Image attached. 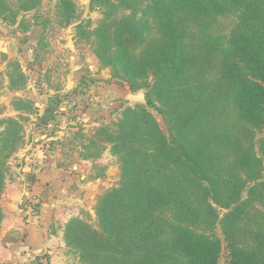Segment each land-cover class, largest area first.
I'll return each mask as SVG.
<instances>
[{
  "label": "rangeland",
  "instance_id": "obj_1",
  "mask_svg": "<svg viewBox=\"0 0 264 264\" xmlns=\"http://www.w3.org/2000/svg\"><path fill=\"white\" fill-rule=\"evenodd\" d=\"M129 1L0 0V245L24 239L26 225L37 218L48 248L31 264H104L115 255L121 207L145 193L147 183L160 186V172L153 171L162 163L174 169L169 164L174 156L164 154V144L171 145L170 132L176 140L172 127L180 125V117L189 121L197 114L198 119L194 128L189 124L182 131L173 154L181 148L198 154L209 179L229 160L222 149L227 139L235 130L243 133L231 85L221 76L220 50L209 56L197 42H187L183 50L184 38H172L157 22L166 20L170 5L180 12L176 2ZM234 17L215 24L218 16H211L207 26L227 34ZM141 32L147 40L135 46L132 39ZM149 40L158 48L151 55ZM166 45L170 49L161 54ZM183 81L199 87L189 96L165 92ZM139 91L146 103L125 99ZM182 103L178 116L168 119L166 112ZM154 123L167 139L141 135L155 131ZM252 132L262 171L251 175L263 180L264 121ZM56 154L51 164L40 163ZM187 173L185 181L199 180L197 173ZM246 180L241 200L253 185ZM194 193L201 195L203 188ZM200 206L224 241L231 208L214 202L212 209L206 202ZM42 213L45 218L38 221ZM132 220L129 210L122 223ZM228 259L224 241L220 264H229Z\"/></svg>",
  "mask_w": 264,
  "mask_h": 264
},
{
  "label": "trees",
  "instance_id": "obj_2",
  "mask_svg": "<svg viewBox=\"0 0 264 264\" xmlns=\"http://www.w3.org/2000/svg\"><path fill=\"white\" fill-rule=\"evenodd\" d=\"M127 2L130 5L131 1ZM171 2L178 4L180 12L174 13L169 9L173 6L170 5L166 11V20L159 19L157 22L164 24L163 27L171 31L172 38L176 36L179 42L184 38L183 50L187 42L200 43L205 50L204 54L209 56L220 50V56L217 58L221 76L231 85L234 106L238 122L243 126V133L235 130L227 139L222 149L226 151L229 160L225 167L215 168L214 177L209 179L199 163L201 158H198V154H187L182 148L179 155L173 154L178 143L177 138H180L182 131L187 129L189 124L194 128L193 124L196 118L198 119L197 114L189 121L180 117L178 120L180 125L172 127V130H176V140L170 132L171 145L164 144L166 148L164 154L174 156V159L169 161L174 169L162 163L160 171H153L160 172V186L147 183L145 187L148 190L133 195L128 208L120 205L123 211L117 221L120 222L117 252L106 257L103 262L218 264L223 242L226 241L229 264H264V179L261 180L262 176L256 178L251 175L256 171V174L262 171V160L254 153L251 145L252 130L261 126L264 121V0H171ZM216 15L218 19L215 24L221 17L235 16L233 26L227 34L211 31L207 26L208 23H212L209 18ZM167 37L168 41L172 39ZM146 38L147 35L141 32L134 35L132 41L135 46H140L147 40ZM147 48L151 55L152 50L157 48L155 40H149ZM169 49L170 46L166 45L161 54ZM164 54L163 59L169 60L168 54ZM163 59L159 58L157 63L163 64ZM182 66H185V63ZM168 71L164 77L168 76ZM189 80L191 81V76ZM198 87L199 84L196 86L183 81L176 88L167 87L165 92L170 95L178 92L189 96L192 89ZM182 107L183 103L168 110L166 112L168 119H175ZM148 116L152 120V116ZM132 129L135 130L134 127ZM153 133L167 139L156 124L155 131L149 130L141 135L154 140ZM154 155L159 158L157 154ZM164 159L168 160L165 157ZM151 170L152 168L147 169ZM167 171L173 174L163 173ZM187 172L197 173L199 180L185 181ZM176 173L180 174L177 176ZM244 176L253 185L249 189L247 199L241 200L240 194L247 182ZM197 186L203 188L201 195L194 193ZM121 202L123 203L122 200ZM202 202H206L211 209L212 202L231 208L225 221L224 241L214 232L213 224L206 221L204 210L200 206ZM129 210L133 211V220L123 224ZM213 214L216 215L214 212ZM111 257L113 261H109Z\"/></svg>",
  "mask_w": 264,
  "mask_h": 264
},
{
  "label": "crops",
  "instance_id": "obj_3",
  "mask_svg": "<svg viewBox=\"0 0 264 264\" xmlns=\"http://www.w3.org/2000/svg\"><path fill=\"white\" fill-rule=\"evenodd\" d=\"M56 158L57 154L54 156L47 155L40 163L43 164L47 161L46 164H51L52 160H56ZM40 177L44 179L45 173H41ZM38 217V221L41 218L44 219V213ZM35 220H37V218L30 219L31 222L26 225L27 230L24 239L12 242L7 246L0 245V264H31L32 259L48 248V241H45V229L38 226ZM40 223L43 224L44 221L42 220ZM218 264H220V258Z\"/></svg>",
  "mask_w": 264,
  "mask_h": 264
},
{
  "label": "water",
  "instance_id": "obj_4",
  "mask_svg": "<svg viewBox=\"0 0 264 264\" xmlns=\"http://www.w3.org/2000/svg\"><path fill=\"white\" fill-rule=\"evenodd\" d=\"M125 99L130 102H147L144 91H139L137 94L128 93Z\"/></svg>",
  "mask_w": 264,
  "mask_h": 264
}]
</instances>
